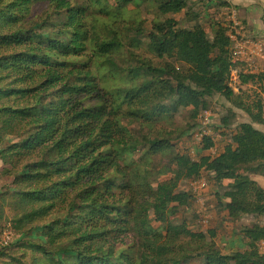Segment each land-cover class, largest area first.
I'll list each match as a JSON object with an SVG mask.
<instances>
[{
	"label": "trees",
	"instance_id": "1",
	"mask_svg": "<svg viewBox=\"0 0 264 264\" xmlns=\"http://www.w3.org/2000/svg\"><path fill=\"white\" fill-rule=\"evenodd\" d=\"M189 2L0 0V175L13 179L23 211L15 227L34 225L29 234L39 236L27 243L30 264H184L196 257L205 264H264V226L242 228L247 248L224 254L214 233L172 222L193 201L181 184L205 172L220 186L228 182L220 203L230 219L264 216V184L255 179L264 178V130L255 127H264V99L247 103L229 86L225 20L214 23L211 38L200 22L188 28L171 17L197 19ZM131 4L160 16L150 31L135 21L132 45L144 37L148 52L166 61L161 65L131 53L136 65L126 68L115 58L122 41L112 28L126 21ZM39 5L47 9L35 12ZM241 80L264 94V71L242 73ZM216 95L249 121L215 157L195 161L176 151L174 138H137L129 128L172 121L182 109L197 120ZM231 116L222 119L225 126ZM6 136L19 141L9 145ZM212 140L205 137L203 152ZM9 250H0L9 258L4 264H28Z\"/></svg>",
	"mask_w": 264,
	"mask_h": 264
},
{
	"label": "rangeland",
	"instance_id": "2",
	"mask_svg": "<svg viewBox=\"0 0 264 264\" xmlns=\"http://www.w3.org/2000/svg\"><path fill=\"white\" fill-rule=\"evenodd\" d=\"M189 1L190 5L196 8L194 12L198 14L197 19L191 20L192 17H189V15L185 13L171 17L179 20L183 27L188 28L200 22L209 33V36L213 38L214 34L212 28L214 23H217L219 20L224 21V19L228 17L227 15H222L221 12V9L226 6V4L221 5L225 0H205L206 2L204 1V4H202L203 2H200V0ZM46 9V6L39 5L34 11L43 13ZM128 9L130 14L126 17V21L112 28L113 31L117 32V35L122 41V49L115 54L117 62L126 68L130 67L132 64L136 65V63L132 61L131 53L136 54L142 59L151 60L156 65H161L166 62L156 59L154 55L148 52L146 48L147 40H144V37L140 38L142 40L140 45H132L133 40L136 39L134 30L135 21L141 20L145 31H150L153 20L160 18L159 14L156 10H149L144 5L136 6L131 4ZM241 10H243L241 18L248 24L251 35L264 43V16L261 7L257 4H253V6L249 8L244 7ZM99 30L101 32H106L104 29L101 30V28ZM167 61L172 62L171 60ZM259 65L260 70L264 71V63H260ZM261 91L259 84L250 83L243 86L238 93H241L240 95L247 103H256L260 97L264 99V94H262ZM208 102V110L201 112L197 120L191 118V110L182 109L172 121L149 126L134 123L130 125L129 128L137 138H142L145 135H152V137H157L158 135L170 136L174 138L173 143L175 144L176 151L190 154L195 161H198L204 154L215 157L223 152L224 148L230 144L232 135L235 133L239 124L249 121V117L244 112L235 108L232 103L222 95H216L208 99ZM231 112L234 113V117L231 116ZM205 115L208 119H206ZM227 116H231L229 126H225L222 120ZM205 119L209 121L207 129L211 139H213L212 141L214 142L216 154L211 150L203 152V143L194 136V132L202 127V122ZM255 127L264 130L262 126L256 125ZM183 131H186V134L179 136ZM5 141L11 145L18 142L19 138L6 136ZM142 151L143 150H141L138 155H141ZM3 169L4 164L0 161V174ZM202 178L206 181V187L200 194H195L192 191L191 181H184L181 184L180 191L188 192L193 195V201L189 206L182 207L178 215L172 218V222L178 225L185 224L191 231L204 233L208 237L214 233L216 235L214 240L218 248L224 254H231L246 249L247 242L241 235V229L252 225L264 226V216L245 215L239 219H230L227 211L221 207L220 203V200L223 199V186L225 187V184L228 182L220 186V183L214 179V176H211V174L207 172L203 173L201 179ZM255 178L259 179V177ZM162 179L164 180L166 178ZM261 181L264 183V178L261 179ZM12 182L13 179H7L5 176L0 175V243L5 234L9 233L10 241L9 244L5 246L10 249L8 252L14 257L21 258L25 263L30 264L33 259L31 254L33 251H31L27 243L38 242L39 236L37 233L29 234L34 225L15 227L13 220L19 217L23 211L20 210L17 204V199L15 197L16 190ZM205 221L207 222L205 223ZM153 226L160 228L161 224L153 222ZM20 243L22 244L18 245ZM2 248H4V246L0 244V250H2ZM259 250L261 253H264V247H262V245H259ZM8 261L9 258L0 256V264L8 263ZM184 264H205V262L204 258L196 257Z\"/></svg>",
	"mask_w": 264,
	"mask_h": 264
},
{
	"label": "built area",
	"instance_id": "3",
	"mask_svg": "<svg viewBox=\"0 0 264 264\" xmlns=\"http://www.w3.org/2000/svg\"><path fill=\"white\" fill-rule=\"evenodd\" d=\"M236 0H225L226 6L221 9L222 15H227V19H224L229 26L227 30V36L232 43L231 60L232 69L229 78V86L236 92H240L241 74H255L263 72L260 70V63H264V43L258 38L251 35L248 29V25L243 22L241 13L235 5ZM206 117V115H205ZM206 119H208L206 117ZM205 119V120H206ZM202 122V127L194 132V136L201 141H204L205 137H210V133L207 129L208 120ZM213 153L216 154L214 150ZM206 187L205 179H198L192 182V191L195 194H200ZM207 221H205L206 223ZM10 241L9 233H6L1 246H7ZM264 247V241L261 242Z\"/></svg>",
	"mask_w": 264,
	"mask_h": 264
},
{
	"label": "crops",
	"instance_id": "4",
	"mask_svg": "<svg viewBox=\"0 0 264 264\" xmlns=\"http://www.w3.org/2000/svg\"><path fill=\"white\" fill-rule=\"evenodd\" d=\"M253 4H257V5H259L261 7L262 12H263L262 14L264 16V0H236L235 1V5L239 9V11L241 13V17H242V12H243V10H241V9L244 8V7H248L249 8V7L253 6ZM263 24H264V21H263ZM255 179L258 180L260 183L264 184L261 181V179H263V178L259 177V179L258 178H255Z\"/></svg>",
	"mask_w": 264,
	"mask_h": 264
}]
</instances>
